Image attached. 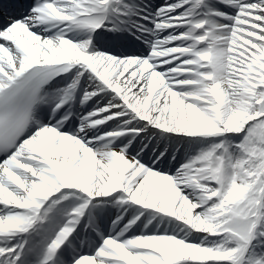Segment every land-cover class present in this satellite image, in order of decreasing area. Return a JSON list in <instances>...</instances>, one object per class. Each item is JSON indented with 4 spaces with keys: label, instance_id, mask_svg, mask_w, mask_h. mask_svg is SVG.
I'll list each match as a JSON object with an SVG mask.
<instances>
[{
    "label": "snow or ice",
    "instance_id": "snow-or-ice-1",
    "mask_svg": "<svg viewBox=\"0 0 264 264\" xmlns=\"http://www.w3.org/2000/svg\"><path fill=\"white\" fill-rule=\"evenodd\" d=\"M0 264H264V0H0Z\"/></svg>",
    "mask_w": 264,
    "mask_h": 264
}]
</instances>
